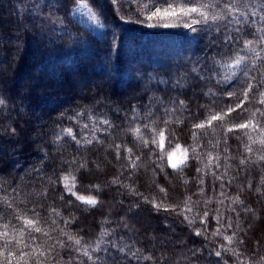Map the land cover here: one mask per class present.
<instances>
[{
    "label": "trees",
    "instance_id": "1",
    "mask_svg": "<svg viewBox=\"0 0 264 264\" xmlns=\"http://www.w3.org/2000/svg\"><path fill=\"white\" fill-rule=\"evenodd\" d=\"M78 1L0 0L12 264H264V0H83L100 38L72 18ZM169 4L224 19L195 31L191 17L146 19ZM177 149L186 159L173 169Z\"/></svg>",
    "mask_w": 264,
    "mask_h": 264
},
{
    "label": "snow or ice",
    "instance_id": "2",
    "mask_svg": "<svg viewBox=\"0 0 264 264\" xmlns=\"http://www.w3.org/2000/svg\"><path fill=\"white\" fill-rule=\"evenodd\" d=\"M109 2L112 5H116L118 3V0H109ZM226 8L228 9L229 12L232 11L231 5H226ZM193 14H195V15L193 16ZM161 16H164V17L174 16V17H181V18L182 17H191L190 22H186L184 24V27L190 28L193 31H195L194 25H196V24L208 25L210 20L212 22H215V21H217L219 19H224V17L220 16V15H211L210 16L208 12L201 11L200 7H195V6L194 7H181L179 12H177L172 4H169L168 8H165L163 10L157 8L156 11H154L150 15H148L146 17V19L151 21L154 18H159ZM89 17H90L91 20H94V21L98 20V16L91 9H89ZM197 17H198V19H197ZM121 19H123V17H121ZM245 22H247V21H245ZM149 26L152 27V26H156V25L150 24ZM164 26L167 27L168 25L165 24ZM243 59L244 58L242 56H238V57H235L231 61H228V60L224 61V63L221 65V67H223V68L228 70L225 73V79L231 80L236 75V73L238 71H240L241 63H242ZM245 75H247V72H245ZM247 88L249 90H251L252 85L249 83L247 85ZM229 95H232V93H229ZM245 98H247V92H245ZM261 102L264 103V100H262ZM0 103H2V101H0ZM181 103H183V102L181 101ZM237 107H239V105H237ZM233 110L234 109H229V112L233 111ZM218 118H222V117H219V116L211 117V119H218ZM210 122L211 121H209V123ZM105 123H107V121H105ZM248 126L249 125L247 123H245V124L236 125L235 127L247 128ZM195 127H203V125L202 124L201 125H195ZM231 130L232 129H229V131H231ZM67 131H68V134L71 135V129H69ZM162 135H163V133H161V136ZM249 151H250V149H249ZM261 159H264V157H261ZM241 163H243V161H241ZM172 167L175 168V167H177V165L176 164H172ZM77 199L81 200L82 202H86L88 205H91V206H95L97 204V201L95 199H88L87 201H85L84 197H77ZM205 216H207V212H205ZM25 223L27 225H31V224H33V221L26 220ZM5 228L7 229V225H5ZM35 231L39 232L40 229L36 228ZM196 234L200 235L201 233L198 231ZM0 239H3L5 241L4 248L6 250H8V256L5 258V264H12V259H15L16 257H15L14 252L11 251L8 248V246H9V244H11L13 242L14 238L10 237L8 231L5 230L4 232H0ZM70 239H71V237H70ZM225 239L228 241L229 244L232 243V237H225ZM75 242H76V244L80 243L79 240H76ZM16 243L19 244L20 241L17 240ZM99 250H100L99 245H97V247H96V249H94V251H99ZM2 255H3V252H0V256H2ZM24 255H25L24 253H21L19 259L23 260ZM84 255H89L86 250L84 252ZM216 255L220 256L221 253L219 251H217ZM89 259H92V257L89 256Z\"/></svg>",
    "mask_w": 264,
    "mask_h": 264
},
{
    "label": "rangeland",
    "instance_id": "3",
    "mask_svg": "<svg viewBox=\"0 0 264 264\" xmlns=\"http://www.w3.org/2000/svg\"><path fill=\"white\" fill-rule=\"evenodd\" d=\"M89 9H91V7L85 1L80 0L73 7L72 12H71V16L83 28L87 29L91 33L92 36L100 38L101 35L104 33V30H105L104 23L100 20L99 17H98V20H95V21L91 20L89 17ZM154 11L155 10L149 9L148 12L144 11V13H147L146 14V17H147L148 15H150ZM166 19L167 18H163V16H161L159 18H154L155 22H157L158 24L159 23L160 24L165 23ZM169 23L174 27L180 26V23L177 21L176 18L170 19ZM155 25H156V23H155ZM185 159H186L185 153L181 149H177L176 151L168 154V163H169L170 167L173 168L172 164L177 165V167H175L173 169L181 167V165L184 163ZM87 200L88 199L85 198V201H87ZM84 203H86V202H84ZM152 253L156 259L161 258V254L157 250H153Z\"/></svg>",
    "mask_w": 264,
    "mask_h": 264
}]
</instances>
